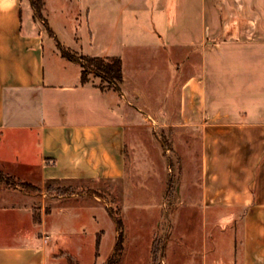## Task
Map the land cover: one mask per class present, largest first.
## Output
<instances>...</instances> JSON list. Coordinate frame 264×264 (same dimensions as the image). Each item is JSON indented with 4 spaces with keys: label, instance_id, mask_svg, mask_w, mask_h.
Segmentation results:
<instances>
[{
    "label": "crops",
    "instance_id": "0c3cea01",
    "mask_svg": "<svg viewBox=\"0 0 264 264\" xmlns=\"http://www.w3.org/2000/svg\"><path fill=\"white\" fill-rule=\"evenodd\" d=\"M41 1L42 19L28 0H0V169L15 175L18 167L41 188L121 182L128 143L137 146L140 133L159 131L187 150L196 136L194 178L182 176L180 163L181 223L199 211L203 226L226 222L219 231L232 232L227 264H264V0ZM56 42L70 53L120 58L121 81L82 84V65L62 57ZM28 199L0 190V264L76 262L43 214L33 224ZM101 211L90 215L94 247L96 236L99 248L108 239L109 257L116 231Z\"/></svg>",
    "mask_w": 264,
    "mask_h": 264
},
{
    "label": "rangeland",
    "instance_id": "374dc122",
    "mask_svg": "<svg viewBox=\"0 0 264 264\" xmlns=\"http://www.w3.org/2000/svg\"><path fill=\"white\" fill-rule=\"evenodd\" d=\"M48 8L50 23L57 27L59 18L54 13L57 7L50 5ZM63 10L64 14L68 11L72 15V8L65 7ZM29 13V5L24 1L23 18ZM68 20L69 28H74L73 17L68 16ZM70 54L75 61L79 59L80 55ZM79 63L83 64L81 61ZM150 72L144 70V75L149 76ZM87 79L94 80L102 87L114 88L113 84L101 81L91 72L87 73ZM138 139L137 146L128 143L126 173L121 182H61L45 184L41 188L36 183L23 181L22 174L17 172L20 168L12 167L16 173L14 175L10 174L11 168L3 166L0 169L2 180L11 178L12 181L6 184L0 180V190H18L27 194L33 224L38 223L43 214L48 230L58 232L66 248L77 257V264L106 262L108 239H105L101 248L98 246L100 256L96 258L95 230L90 221L92 211L103 216L101 209L112 211L125 223L124 250L118 264H213L212 252L216 251L221 261L219 264H227L232 232L219 231L226 222H220L219 230L211 229L207 223L203 226L201 211L193 214L188 223L182 224L180 220L184 206L179 203L180 163L182 161V176L194 178L197 168L195 153L199 146L197 137H191L190 150L186 149L180 139L173 143V147L169 138L159 131L154 133L147 130L140 133ZM26 143L27 154L35 157L37 149L34 142L29 138ZM169 179L172 183L168 184ZM22 184L30 187H22ZM192 191H195V187H192ZM195 206L197 204L193 201L190 207ZM49 214L51 216L46 217ZM106 214L108 218V212ZM100 225H105L104 219H101ZM51 235L42 234L45 238ZM214 243L218 246L215 247ZM58 255H64L62 249ZM65 262L68 263L66 257Z\"/></svg>",
    "mask_w": 264,
    "mask_h": 264
},
{
    "label": "trees",
    "instance_id": "16d2710c",
    "mask_svg": "<svg viewBox=\"0 0 264 264\" xmlns=\"http://www.w3.org/2000/svg\"><path fill=\"white\" fill-rule=\"evenodd\" d=\"M30 2L31 8L36 17L42 19V1L41 0H28ZM45 28L47 29L48 33L52 35V32L47 27L46 22L44 21ZM56 46L60 51L62 57L69 59V60H76L74 57L71 56L69 52L64 50L58 42H56ZM78 62L81 61L82 64V71H81V83L85 84L89 80L87 79V73L91 72L95 77L99 78L101 81L106 82L107 84H113L116 87L117 83L121 81L122 78V71H121V60L120 58H91L86 56H79ZM2 176L0 174V180L4 181L6 184L7 182L12 181L11 178L2 180ZM22 187H30L28 184H22ZM109 217L113 221L116 237L113 246V251L111 255L108 257L104 264H118L124 250V225L122 219L114 214L112 211L107 210ZM99 246V236H96L95 241V248L98 251ZM68 261L70 264H77L75 261H72L70 256H67Z\"/></svg>",
    "mask_w": 264,
    "mask_h": 264
}]
</instances>
